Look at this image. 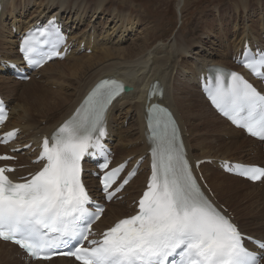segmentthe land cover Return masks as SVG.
<instances>
[{"label": "snow or ice", "instance_id": "snow-or-ice-1", "mask_svg": "<svg viewBox=\"0 0 264 264\" xmlns=\"http://www.w3.org/2000/svg\"><path fill=\"white\" fill-rule=\"evenodd\" d=\"M64 40L50 21L48 27L27 33L19 50L27 66L35 68L59 57ZM242 56L240 66L264 83V51L249 50ZM217 72L215 82L206 89L212 105L264 141V94L237 72ZM126 91L117 80L101 81L51 143L43 140L37 162L44 163L30 177L14 181L9 173L15 169L0 166V240L16 244L34 260L60 254L78 264H264V238L247 236L205 195L186 158L173 114L159 105L148 108L151 177L138 201V213L104 231L102 238L89 239L104 209L93 202L85 187L82 161L86 155L103 158L95 175L109 201L129 183L120 175L124 165L108 170L110 162L101 142L108 108ZM3 119L0 112V122ZM15 136V131L9 132L0 142ZM8 159L12 157L0 156V160ZM222 167L251 181L264 179L262 167Z\"/></svg>", "mask_w": 264, "mask_h": 264}, {"label": "bare ground", "instance_id": "bare-ground-1", "mask_svg": "<svg viewBox=\"0 0 264 264\" xmlns=\"http://www.w3.org/2000/svg\"><path fill=\"white\" fill-rule=\"evenodd\" d=\"M37 2V0L2 1L3 6L0 21L1 58L12 59L17 57V52L12 41V27L30 28L36 25L37 21L41 18L50 14L60 17L65 27L72 30L71 39L74 43L78 42V44H81L85 39L88 48H91L93 52L95 50H97V53L98 51L100 52L98 54L94 52L92 56L86 54L79 55L80 47L79 45L76 46L73 53L66 58L67 61L63 63L61 61L50 62L43 67L40 72L42 74L40 79L43 82L42 84L36 81L37 79L31 80L29 83H19L7 77H0V91L11 105V117L7 129L20 128L22 131L20 139L24 144L50 134L71 113L81 100L83 94L97 80L104 77H116L125 81L128 86L133 87L127 95L114 103L108 113L109 138L113 141L116 153H119L117 163L124 161L128 157H135L136 159L143 156L147 149H149L146 139L144 111L147 101V88H149L153 81H159L164 87L163 99L158 101L170 107L178 117L189 157L193 161L212 157L219 158V153L224 155L239 146L243 148L249 147L246 151L249 153L253 152L254 155L257 154V142L250 138H243V141L241 140L244 134L233 128L226 120L220 118L215 113L198 91L199 83L196 79L202 72H205L206 66L233 65L232 57H229V54L230 52H234L235 54L239 48H242L246 39H249L253 45L264 44V0H259L258 2L263 8V12L259 18V22H257L256 28H253L250 24L253 17H258L253 12V2L252 0H245L243 11H238L236 14H233V17L231 14L228 16L222 15V10L218 9L215 17L219 16V20L217 18L213 20L215 27L204 18L206 20L202 19L200 26L196 24L192 30L189 28L183 32L180 29L168 43L165 42L154 50H150L152 47L149 48L148 46V42L151 36H153V34L149 33L150 31H148V35L145 31L144 39L139 38L140 40L127 47H123L120 44L119 41L127 38L128 33L134 32L136 24L143 21L141 17L137 16L139 17L138 20L130 19L126 24V19L129 20L132 16V9L127 12H119L118 7L114 11L107 10L109 0H97L96 2L89 0L88 4L94 13L82 11L81 7L84 5V2L80 0H41L40 3ZM31 3L36 8L34 13L37 16L33 17V13V15L31 14V18L25 19L27 18L26 14L30 10L29 6L32 5ZM227 10H225L226 14H228ZM95 12L110 14L108 18L109 20L112 19L113 24L112 34L110 35L111 40L104 35V37L101 36L103 39L99 42V40H96L97 37L95 38L94 32H91L89 35L78 33L79 24H84L88 19L91 21L100 15ZM249 12H251L250 15ZM9 20L15 22L10 23ZM225 24H230V26L232 24L233 28L228 30L225 28ZM241 24L244 25L242 32L240 31L241 28H239ZM227 33H230V37ZM218 35L226 38L225 41L220 43V45L222 44L220 48L218 45V48L213 47V44H217L215 40H217ZM114 37H117L119 41H112ZM208 38L211 39L210 42L207 41ZM92 39H94V42H92ZM209 45L214 49L213 54L208 49ZM215 49L219 50V53ZM182 56H185L186 60L179 63ZM188 59H192L191 62ZM216 59L220 61H216ZM87 61L89 62L87 63ZM82 67H84V70L78 75L94 69L85 80L81 81L77 78L76 84L68 80L75 73H78ZM34 83L51 87L53 91L51 93L41 92ZM55 85H58L60 89L55 90ZM195 89L196 94L193 93ZM151 90L156 91L153 86H151ZM192 101H195V103H192ZM128 115H131V118L135 121L130 128L131 133L127 137L128 142L125 143L123 142L125 140L123 136L127 133L123 131L122 125L128 119ZM209 134H214V137L222 140V144H217L218 141L215 138L211 140L208 136ZM224 160L227 159L225 158ZM22 162L28 163L29 160L26 157H22ZM209 166H204V177L219 200L230 206L233 210H236L237 214L242 217L243 213L245 215L254 214L252 199H254V196L260 194V192L263 196L261 184H251L223 173V175L217 174L213 168H208ZM25 174L27 172L22 173L21 176ZM144 179V172H142L128 186L126 189V193L128 194L127 199L131 198L136 190H140ZM222 182L223 184H220ZM226 182L235 183L233 186L234 190H230L235 197L240 191L238 187L240 184L248 188L253 187L258 189L259 193L256 190L246 191L244 192V196L247 198L246 202H248L246 203V207L242 208L237 202L234 206H231L229 202L225 201V198H220L221 195L227 193L224 186L232 187ZM87 183L90 185L92 191H94V180L89 179ZM228 198L229 195L227 194ZM254 207L256 206L254 205ZM127 213H129V210L126 201L112 203L105 216L99 221L100 229L106 228L113 220L126 216ZM260 228L259 233L264 236L262 220ZM15 253L20 256L22 254L15 246L0 241V264H24L21 259L18 260L15 257ZM29 264L47 263L31 262ZM49 264L74 263L70 260L59 259Z\"/></svg>", "mask_w": 264, "mask_h": 264}, {"label": "rangeland", "instance_id": "rangeland-1", "mask_svg": "<svg viewBox=\"0 0 264 264\" xmlns=\"http://www.w3.org/2000/svg\"><path fill=\"white\" fill-rule=\"evenodd\" d=\"M17 1H19V0H17ZM37 1H38L37 3L41 2V0H37ZM80 1L84 2V5L81 7L82 11H88L89 13H94V12H92L91 6L88 4L89 0H80ZM96 1L97 0H94V1L91 0V2H96ZM244 1L245 0H109V2L107 4V6H108L107 10H110V11L113 10L114 11V9H116V7H118L119 12H127L130 9H132V11H133L131 13L132 16L129 18V20L126 19V24L128 23V21H130V19L135 20V21L138 20L139 17H141L143 19V21L141 23L136 24V26H135L136 28H135L133 33H128V36H126L127 38L119 41V39H117V37H114L112 39V41H114V42L119 41L123 47H127L130 44L137 42L138 40H140L142 38L144 39L145 31H146L147 35H148V31H150L149 33L153 34V36H151L150 41L148 42V46H149V48L152 47V48H150V50H154L155 48L159 47L163 43H165V42L168 43V41L170 39H172L173 36L180 29H182L181 31L183 32V31L188 30L189 28H191V30H192L193 27L196 26V24L200 26L202 23V19H204V18L207 19V20L206 19H204V20H206L208 23H211V25L213 27H215V25H213L214 24L213 20L215 18H217V20H219V16L215 17L216 11H218V9L222 10V15L228 16L231 14L233 17V14H236L238 11H243ZM252 2L254 5V11L253 12H255V14L258 17H253V20L251 21L250 24L253 28H256L257 22H259V17L262 16V12H263L262 9L263 8L258 3L259 0H252ZM29 9H30V13H29V15L26 14V15H28L27 17L32 16L33 13L36 11V8L34 7L33 4L29 6ZM226 9H228L227 10L228 14H226V12H225ZM213 12H214V14H213ZM95 13H98L100 15L96 18H93L91 21H90V19H88L84 24L83 23L81 25L79 24L80 29L78 31L79 32L82 31L81 33L89 35L90 32L91 31L93 32L94 29L96 28L95 29L96 37L98 38V39L97 38L96 39L99 40V42H101V39H103L104 35H106L105 36L106 38L109 37L111 40L110 35L112 34L113 24H112V19L109 20V18H108L110 16V14H108V13L104 14V13H100V12H95ZM250 14H251V12H249V15ZM36 16H37V14L34 13L33 17H36ZM137 16H139V17H137ZM11 21H13V20H11ZM89 22H91V24H89ZM102 24H103V26H102ZM157 25L159 28L157 27ZM88 26H89V28H88ZM104 26H106V28H104ZM243 26H244L243 24H241V26H239V28H241L240 29L241 32L243 31V28H244ZM152 28H154L156 30L154 31V29H152ZM225 28L228 30H231L233 28V25L231 24V26H230V24H225ZM237 29H238V27H237ZM162 33H163V35H162ZM129 34H131V35H129ZM227 35L230 37V33H227ZM101 36H103V37H101ZM155 36H156V38H155ZM132 37H133V39H131ZM161 37L163 40L161 39ZM208 39H207V41L210 42L211 39L210 38H208ZM225 40H226V38H222L221 36L218 35L217 40H215V43H217V44H215L216 46L213 44V47L218 48V46H219V48H220V46H222V44L220 45V43L225 41ZM208 49H209L210 53L213 54L212 52L214 51V49L210 45L208 46ZM220 50H222V49H220ZM215 51L217 53H219V50L215 49ZM94 52L97 53V50H95ZM94 52L91 54L83 53V55L86 54L88 56H92V55H94ZM99 52L100 51H98V53ZM185 60H186V57L182 56L181 62H179V63H182ZM188 60H189V62H191L192 59H188ZM64 61H67V59H65ZM216 61H220V60L216 59ZM63 62L61 61V63H63ZM88 62L89 61H87V63ZM194 68H195V65H194ZM83 70H84V67H82L78 73H75V75L72 78H68V80L73 81L75 84H76L77 78L80 79L81 81L85 80L88 77V74L92 70L89 72H85L81 75H78ZM34 80H36V79H34ZM39 80L40 79H37L36 81H39ZM41 83H43V82L41 81ZM34 85L37 86V88L41 92H50L51 93L53 91V89L51 87H45V86L40 85L38 83H34ZM57 88H58V85L54 86L55 90H59ZM193 93H195V94L197 93L196 89H195V92L193 91ZM192 103H195V101H192ZM124 112H123V114H124ZM132 120L133 119L127 120L125 126H123L125 133H127L126 135L129 134L130 128L133 125ZM189 122H191V121H189ZM213 135L214 134H209L208 136L211 140H213V138L217 139V141H218L217 144H222V140L214 137ZM241 140L243 141V137H241ZM240 148H242V147L241 146L236 147L235 150H231L229 153H226L224 155L219 153L218 157L219 158H227L228 157V159H230V160H235L237 158H239V159L241 158V159L245 160L248 157L246 155L249 154L245 150L246 149L248 150L249 147L244 148V149H240ZM238 150H239V152H238ZM249 157H253V156L249 155ZM215 158H217V157H215ZM219 158L213 159L214 163H216L217 160H219ZM208 165L212 166L213 164H208ZM214 169H216V167ZM214 172L216 173L215 170H214ZM226 183H229V182H226ZM220 184H223V182ZM229 184L232 187L224 186L225 190H227V193L221 195L220 198L221 199L225 198V201L229 202V204L231 206H234V204L237 202L241 205L242 208H244L247 205L246 203H248V202H246L247 198H246V196H244V192H246V191L250 192V190L251 191L256 190L259 193L258 189H255L253 187L251 189V188L244 186L243 184H240V185L237 184L240 191L238 192V194H236V197H235V195L233 193H231V191L234 190L233 186L235 183H229ZM241 189H243V191H241ZM227 194L229 195L228 199H227ZM261 197H262V195L260 192V194L257 195V197L254 201V205L256 206V207L253 206L254 214L245 215V213H243V218L241 219V222H243V226H244V228L247 229V231L258 228L259 215H260V211H261L260 210ZM236 213H237V211H236ZM251 215H253L254 218H251Z\"/></svg>", "mask_w": 264, "mask_h": 264}]
</instances>
